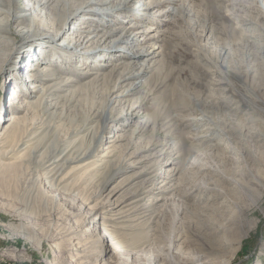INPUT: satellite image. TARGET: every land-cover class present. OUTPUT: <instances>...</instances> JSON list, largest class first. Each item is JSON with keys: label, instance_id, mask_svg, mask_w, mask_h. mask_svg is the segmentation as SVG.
<instances>
[{"label": "rangeland", "instance_id": "obj_1", "mask_svg": "<svg viewBox=\"0 0 264 264\" xmlns=\"http://www.w3.org/2000/svg\"><path fill=\"white\" fill-rule=\"evenodd\" d=\"M32 1L33 6L36 7L35 1ZM147 1L144 0V2ZM174 1L175 4L165 3L148 11L155 18H150L151 21H148L145 16V20L140 23L130 21L128 17H125L126 15L116 18L96 14L100 7L92 5L91 11L93 10L94 14L85 13L81 21L74 25L77 30L79 29L78 33L87 35L88 38L92 37L93 40L104 33L119 39L122 31H119L118 27H126L129 22L138 25L137 31H144L145 27L150 25L153 28L150 34L152 44H156L157 47L162 44L179 46L189 54L183 58L182 63L170 62L169 66L184 68L190 62L201 65V74H198L201 78L196 84L192 79V82H189L192 74L188 71H184L183 75L179 73L174 76L177 80L179 79L181 87L187 90L184 96L186 106L182 108V115H190L188 121L184 123L182 121V125L171 123L173 127L167 130L166 128L170 126L167 118L155 119L157 111L164 110L163 112L166 113L171 110L172 105L170 106V103L164 100L165 86L164 89L151 92L152 96H149L145 104L146 107L149 106L146 112L151 115V121L155 122L158 131L162 133L166 129L165 131H170L172 134L174 130L175 135L168 138V148L165 147L163 151H160V147H157L150 154L147 152L149 155L142 153L144 156L151 155L152 159L143 164H137V168L129 170L107 185L102 196L104 200L113 186H116L122 178L132 176L134 173L143 172L136 179L130 178L129 182H132V186L126 182L121 187L130 186L129 190L132 191L141 186L142 181L145 183L143 186L148 187L149 179H151L153 183L155 181L157 188L151 194H145L128 202L132 203L141 199L138 204L143 205V210L136 215L135 218L138 220L134 218V223L116 225L114 228L116 234H112V237H115L117 242L120 241L119 247L115 251L112 250L111 255L106 256L107 261L111 260V264H149L151 259L141 256L135 260L134 256L129 255L133 248L134 250L141 248L144 252H150L148 255L156 256L159 264H191L197 257L210 259L212 264H264V103L261 102V99H264V90L255 91L256 86L264 87V0ZM19 13L18 11L17 14ZM71 17L72 15L67 14L64 22H69ZM88 17H91V20L86 23ZM133 30L135 29H131ZM131 39L132 36L128 32L123 39L125 42L118 43L119 52L129 57L120 61L126 62L125 64L134 63L137 66L131 72V78L124 83L126 87L123 86L121 90L114 91L112 96L114 98L122 93L126 96L132 89L139 88L134 96H126V99L131 102L129 105L137 100L139 102L142 93L147 92L146 95H148V89H152V87H146L151 75V64H147L144 57L143 61L137 57H130L133 52H136L133 46L129 45ZM72 45L69 44L67 49H61L60 45L56 47L62 53L63 59L66 58L71 63L68 66L67 62H61L60 59L56 58V61L51 59V68L61 66L65 69V72L58 73L57 78H65L63 80L70 78V75L66 74L68 69L78 67L79 63L82 65L79 62L80 57L85 58L87 54H91L84 44ZM33 49L27 48L29 52L24 60L25 70H21L19 74L13 71L5 78L0 74V108L3 109L4 105H8V111L1 110V122L13 110L9 103L15 97L11 90L12 87L16 89L14 85L16 78L18 75L23 77L22 74L29 69L30 62H34L35 57L41 54V52L38 53L39 49L35 52ZM70 52L77 54L74 61H71L69 57ZM32 53L35 57L29 59ZM98 54L91 59H83L86 62H84L85 66L90 67L84 70L85 72L103 74L104 68L111 69H106L104 65L112 63L111 59L114 58L106 56L103 52ZM120 61L117 62L118 66L123 64ZM257 65L259 66L256 67ZM237 72L246 75L240 77ZM256 73L262 76V81L257 78ZM72 78L73 76L70 79ZM88 78L92 77L85 76L81 79L86 81L89 80ZM81 79L65 89L72 91L80 88L79 85L83 81H80ZM117 79L118 77H115L114 81ZM175 81L173 79L169 85L171 86ZM17 91L16 89V93ZM63 94L59 93L61 96ZM83 95L89 97L92 91L86 89L77 95L76 99L82 100ZM39 96H42L41 92L31 101ZM246 98L259 100L260 106L253 103H245L246 105L243 106L242 101L245 102ZM97 99L99 105L102 96L99 95ZM29 100L26 95L21 94L19 102L22 104V101ZM25 112V110L21 112L18 117H23ZM27 112L29 115L26 122L20 123L22 129L29 127L33 118V121L37 123L41 122V118H46V116L39 117L37 109H29ZM78 114L77 118H74L73 114L65 115L64 112L56 114L60 121L54 119L45 126L52 127L53 130L39 153L31 155L30 151L24 150L26 145H22L20 150L24 155L15 160L6 161L8 163L6 170L14 165L17 167L0 176V264H52L59 259L56 255L60 256L54 251L55 243L59 241L52 240L53 238H60L64 241L62 245L65 247L72 237L83 240L93 237L102 242L106 237L103 235L104 229L109 230L114 227L112 223H103L101 211L99 210L96 214L97 206L95 209L92 208L95 203L98 205L101 199L97 198L100 184L107 174L109 175L129 161L130 153L134 149L146 148L153 143L149 134L154 124L150 125L143 136H135L131 132L126 134L122 132L128 131V128L122 125L123 122L103 130L106 126L103 119L100 124L91 123L86 126L87 130L78 136H73L71 134L73 127L82 122V114L80 112ZM251 116H255L256 121H246V118ZM203 124L212 127V130H215L216 125L219 127L217 126L218 130L214 134L203 133L205 128L201 127ZM188 132L199 135L200 139H196L197 141L193 143L186 138ZM118 135L123 136L122 140L115 142V137ZM112 141L114 143H110ZM49 145L58 148L49 165L53 164L46 170L40 169L36 157L43 154ZM111 145H114V151L113 155L111 154L113 157L108 158L109 162L104 165L93 164L92 168L89 166L84 169L85 171L81 170V173L78 169L77 173L74 171L66 178L67 180L62 181L60 186L59 179L70 170L67 168L70 166L68 157L93 151L86 160L89 162L84 163L90 164L93 160H104L100 158L101 154ZM203 148L204 151L201 153ZM164 153L173 155L175 160L173 164H164L166 162ZM199 156L211 161L219 169V175H206L207 177L203 179L206 183L209 181L211 186L220 188L225 193H223V199L211 198L212 202L209 200L210 194L203 195V198L197 201L190 199L191 187L201 180H199L200 174L194 173L189 165ZM154 163L163 164L162 169L156 168ZM97 164L99 166L95 167ZM90 173L93 176L89 179L87 176ZM57 185L59 190L55 191ZM151 209L153 210L150 211ZM239 209L243 211V216ZM228 224L232 226L234 233L228 237V242L223 246L222 243L227 240V238L224 239L223 227ZM212 228L217 232L214 233ZM99 233H101L100 237ZM108 241L109 238L105 244ZM75 243H77L76 240L73 241V244ZM8 254L10 256H7ZM68 260L66 264H69Z\"/></svg>", "mask_w": 264, "mask_h": 264}, {"label": "bare ground", "instance_id": "obj_2", "mask_svg": "<svg viewBox=\"0 0 264 264\" xmlns=\"http://www.w3.org/2000/svg\"><path fill=\"white\" fill-rule=\"evenodd\" d=\"M31 1L32 0H0V74L5 78L7 75H9V73L13 71L19 74L21 70H25L24 60L28 56L27 52H29L27 51V48L30 47L34 48L33 49L34 52L36 49H39L38 53L41 52L39 57H35V54L33 55V53L29 56V59H32V57L34 56L36 60H34V62H30L29 69L28 70L26 69V73L22 74L24 78L21 77V75H18V77L16 78V82H14V85L18 91L16 93V89L12 87L11 93L14 94L15 97L14 98L11 97L12 100H10L11 102L9 103V106L13 110L6 119L5 118L2 119V122H1L2 111L4 112L8 111L7 110L8 105L7 104L4 105L3 109L0 108V176L7 174L9 171H12L11 170L12 168L16 169L17 166L14 165L12 168H8L6 170V167L8 165L6 161L15 160L23 154L22 151L20 150V146L26 145L24 150L26 152L30 151L31 155L32 153H39V151L42 150L46 140L47 139L49 140L51 136V132L53 130L52 127H45V126L50 124L54 119L60 121L58 115L56 116V114L64 112L65 115H71V114L75 115L74 118H77V114L79 112L82 114L81 117L82 122L76 125L75 127H73L72 129L71 134L73 136H78L80 133L87 130L86 126L90 125L91 123L100 124L103 119L106 123V126H104L103 130L109 129L111 125H117L120 122H123L122 125L128 128V131L123 130L122 132L125 134L127 132L129 133L131 132L132 135L135 136L137 135L143 136V134L148 131V128H150V125L152 123L154 124L149 134V138L153 140V143L149 144L146 148L140 147L134 149L133 152L130 153V159H128L129 161L128 162L126 161V164H122L113 172H111L109 175L107 174L104 180L102 181V183L100 184L99 191L97 193L98 194L97 198H101V199L98 202V205L97 203H95L92 206V208L95 209V207L97 206L96 208L98 210L96 214L98 213L99 210L101 211L100 213L103 214L102 217V220L104 221L103 223H112V226H114L111 227L112 229L109 230L106 228L104 229L105 233L103 232L104 233L103 235L104 237L106 236L105 240H102V242H100L98 238L96 239L93 237H88L87 239L84 240L78 239L76 237L75 238L72 237L69 239L71 241L70 242L68 241L69 244L65 247L62 245L64 241H62L60 238L52 239L59 241V243H55L54 251L60 254V256L56 255L57 259L59 258L58 261H54L52 264H66L68 259H71L68 260L69 264H111L112 263L111 260L107 261L106 256L109 254L111 255L113 251H115L119 247V242H120L119 240L117 242L115 240L116 238L112 237L114 234H116L114 228L116 227V225H120V224L122 225L124 223H132L136 215L141 210H143L142 208L143 205L138 204L139 201H141V199H137V201H135L137 203L135 202L128 203V202L134 198L142 197L145 194H151L157 188L155 181L153 183L152 182L153 180L151 181V179H149L150 182L148 187H144L143 184L145 183L144 181H142V183H140L141 186L133 189L132 191L129 190L130 186H132L131 185L132 182H129L130 178L131 179L138 178L140 174L143 173L141 172L139 174L134 173L132 176H129L127 178H122L117 183L116 186H113L109 190V193L108 195H106L107 198L105 200L102 197L103 193L105 192L107 185L111 184V182H113L115 178L122 176L124 173L128 172L129 170H134L135 168H137L138 166L137 164H143L147 160H149L151 158L150 157L151 155L150 156L148 155L150 154L151 151H155L157 147H160V151H163L165 147L168 148L169 145L168 138L173 137L174 130L172 134H170V131L167 132L165 130L166 129L169 130L170 128L173 127L171 123H178L182 125L184 121L186 122L189 120L188 117L190 116L186 114L182 115L183 112L182 108L186 106L185 105L186 100L184 96H186L185 92H187V90L185 89V87H181L182 85H180V83L178 82L179 79L177 80V78H174V76L179 73L183 75V73L185 74V72L188 71L190 74H192L190 76L189 82L192 79L196 84L199 81L198 79L201 78V76H198V74H201V65L197 64L196 62H192V63L190 62V64L187 63V65L184 68L171 67L172 65L169 66L171 64L170 62L182 63V61L184 60L183 58L187 57L189 54L187 53V51L181 49L179 46L177 47L174 45L160 44L161 46L157 47L156 44H152L150 34L153 28L150 27V25L146 26L144 31H137L136 28L138 27V25H136L134 22L132 23L129 22V25H127L126 27H121V26L118 27L119 31H122V35L119 39H117L118 37L116 38L113 35L110 34L106 35L104 33L96 40H93L92 37L88 38L87 35L83 36L81 33H78L79 29L77 30L76 27L74 26L76 22L81 21L80 19L82 15H84L85 13L90 12L89 15L94 14V11L93 10L91 11L92 5H97L100 7L99 10L96 11V14L107 15L116 18L126 15L125 17H128L130 21H135L136 23H140L145 20V16L148 19V21H151L150 18H155V16L150 14L148 11H152L155 7H159L160 5H163L165 3H168L169 5L175 4L174 0H159L157 2L152 0H148L147 2H144V0H34L36 3L35 4L36 7L33 6L32 4L33 1L32 2ZM21 2L22 5H20ZM17 10L20 12L19 14H17L18 12ZM67 14L72 15V17L69 19V22L66 23L64 22V19ZM88 18H89L88 22L86 23H89L90 22L89 20H91V17ZM131 29H135V30L131 31ZM128 32L130 33V36H132L129 45L131 44L133 48L136 50V52H133L130 57L131 58L132 56L133 58L137 57L141 60L144 57L146 63L151 64L150 79L149 82L147 83V86L146 85L145 86L152 87V89L151 88L148 89L150 95L149 94L146 95L147 92L146 93L143 92L141 96L142 97L141 100L139 102L137 100L133 102V104L131 105H129V103L131 102L126 99V96L127 95L134 96V94L138 93L139 88L132 89L126 96L123 95L122 93L116 95L114 98L112 97L114 91H119L123 88L124 83L131 78L130 77L131 72L137 66L134 63L125 64L126 62L120 61L122 59L126 60L127 58H129L128 56L121 54V52H119V48L117 47L118 43L121 44L125 42L123 39L125 38ZM61 42L63 43L61 44ZM69 44H73L72 46H81L83 44L86 45L89 53H91L85 56L86 60L89 58L90 59L93 58L95 55H97L100 52H103V54L109 56L110 58H114L111 59L112 63L104 65L106 69L107 68H111V69L105 70V68L103 67L104 68V70H102V72H104L103 74H101L100 72H99L100 74H98L96 70H95L96 73L85 72L84 70H86L89 66H85L86 62L83 60L85 58L80 55L81 57L79 62H81L82 65H80L79 63L78 67L74 69H68L66 73L70 75L69 76L70 78L72 76L73 78L72 79L68 78L67 80H63L65 78L63 79L57 78L58 73L63 71L65 72V69L61 66H58V68L57 67L51 68L50 67L51 66L50 62L52 61L51 59H53V61H56V58L60 59L61 62L64 63L67 62L68 66H70L71 63L69 62V60L68 59L66 60V58L63 59L62 53L58 51L59 49L58 50L56 49L58 45L64 47V48L61 47V49H67L69 47ZM186 44L187 43H185V45ZM112 55H114V57H112ZM69 57L71 61L72 60L74 61L75 57L77 58V54H75V52H70ZM109 57L108 59H110ZM119 61L123 62L121 66H118L117 64V62ZM258 66L259 65H257L256 67ZM119 69L121 70L120 72ZM237 73L239 74L240 77H244L246 75V74L244 75L241 72H237ZM258 74L256 73L257 78L262 81L263 80L262 76ZM85 76L86 78L87 77H92V78L91 79L88 78L89 80L84 81L81 78ZM115 77H118L116 81H114ZM79 79H81L80 81L83 80L81 82V85H79L80 88H77L76 90H72V91H67L68 89H65L71 87V84L78 81ZM173 79L176 81L170 86L169 82L172 81ZM164 86L166 89L164 100L170 103V106L171 105L172 106L170 110L171 112L169 111L165 113L163 112L164 110L163 111L159 110L156 112L155 119L157 118L162 119V117H165L168 119V122L170 123V126H168L163 131L164 133L163 132L161 133L158 131L157 127L155 126V122L151 121L150 118L151 115L147 114L146 111L149 106L146 107L145 104L147 100H149V96H152L151 92H155V91L157 92L158 90H161V88H163ZM178 86H180L181 89ZM146 87L144 89H146ZM86 89L91 90L92 95L89 97L87 95H85L84 97L83 95V98H81L82 100L76 99L78 97L77 95H80V93L84 92ZM95 90L97 92H95ZM260 90H264V87L261 88L256 86L255 91L259 92ZM39 92L42 93V96L41 97L39 96L36 98V100L31 101V99H34L36 95L39 94ZM59 93L60 94L64 93V94L61 96L59 95ZM21 94L26 95L27 98L30 100L22 101L23 103L21 104V102H19V100H21ZM99 95L102 96V101L98 105L97 98H99ZM151 99L153 98L151 97ZM82 102L85 103L82 104ZM261 102L263 104L264 99H261ZM245 103L248 104L253 103L255 105L260 106V101L255 100L253 98L252 99L246 98L245 102L242 101V105L245 106L246 105ZM29 109H34V110L37 109L39 111L38 112L39 117L46 116V118L44 119H46L47 121L41 118V122L37 123L33 121L34 120L33 118L29 127L22 129L20 127V123L26 122V118L29 115L27 114L28 113L27 111ZM24 110L26 111L24 116L18 117L19 114ZM237 110H240V108H237ZM141 111L143 112L140 113ZM153 115H155V113ZM255 118H256L255 116L253 117L251 116L246 118V121H253L255 120ZM182 121L183 123H181ZM78 122H80L79 118H78ZM217 126L219 127V125H216L215 130H212L211 129L212 127L210 128L206 124L201 125L202 128L205 127L203 129L204 130L203 133L210 132L212 134H214L218 130ZM182 135L183 137H185L184 134ZM97 137L98 135L96 136V138ZM122 137L123 136L118 135V137H115L114 141L116 142V140H122L121 139ZM186 138L190 139L193 143L194 141H197L196 139H200L199 135H194L189 132L186 133ZM114 141L110 143H114ZM113 146L114 145L107 147L106 150L101 154L100 158H104V160L98 159L94 161L92 159L93 161L91 160L92 162H90V164L89 163L84 164V163L86 160H88V158L91 156L93 151L84 154L80 153L75 157H68L67 160H69L70 163L69 162L68 163L70 166H68L67 168H70V170L59 179L60 186L62 184L61 183L62 181L68 178V176L71 175L74 171H76L77 173L78 169H80L78 171H80L81 173L84 169H87L89 166L93 164L101 163V165L102 164L104 165V163L109 162L110 160L108 158L113 155V151H114ZM189 147L191 148V146ZM57 150H58L57 147H53L49 145V147L46 148V151L43 154L36 157L37 158L36 162L38 167L40 169L46 170L47 168L52 166L53 163L51 165L49 164L51 162V159L55 157ZM190 150H192V148ZM85 151L87 152V150ZM203 151L204 148L200 152L202 153ZM142 153H147L148 155L144 156ZM140 154H142V156ZM165 157L166 158H164V160H166V162L164 164H168V165L171 163L173 164V160H174L173 155L165 154ZM72 164H74V166H72ZM161 165L163 164L159 165L157 163L156 164L154 163V166H156V168H158L159 170L162 169ZM98 166L99 164L95 165V167ZM189 166L192 171L194 170V173H196L197 175L200 174L199 180H201V182L197 181V183L193 184V186L191 187L190 190L191 192L189 194L191 200H196V201L200 200L201 198H203V195L206 196L207 194L208 195L210 194L209 196L210 201H212L211 198H218L219 200L223 199L225 193L222 192L221 189L218 188L217 186H211L210 185L211 183H209V181H207L206 183L205 180L203 179L206 175L207 176L213 174L219 175L220 171L214 165V163H212L211 161H207L205 160V158L199 156V158L198 157L194 158ZM90 174H88L87 176L88 178L89 177L92 178L93 174L91 175ZM126 182H129L130 186L128 185L129 187L127 188H125L126 185L121 187ZM58 190H59V185H57L55 191ZM119 192L120 194H118ZM132 204L134 205L131 206ZM154 209H156V207ZM152 210L153 209H151L150 211ZM239 210L242 211L241 209ZM243 214L244 213L242 211V216ZM130 227L132 228V226ZM223 228L225 229L224 239L227 238V240L224 243H222V245L224 246L228 242V237H230L234 233V231L230 224L224 226ZM215 232L217 231L214 230V233ZM100 236L101 233H99V237ZM107 238H109V241L107 244H105L107 242ZM240 239H242L241 236ZM74 240H76L77 243L73 244ZM108 248H110L109 251H107ZM148 253L150 252L148 251L144 252V249L139 248L134 250L133 248L130 251L129 255L134 256L135 260L139 259L142 256L147 259H151L149 264H159L156 259L157 257L153 255H148ZM7 256H10V254H8ZM212 263L213 262L210 259H206L205 257H201V258L197 257L195 260H193L191 264H212Z\"/></svg>", "mask_w": 264, "mask_h": 264}]
</instances>
